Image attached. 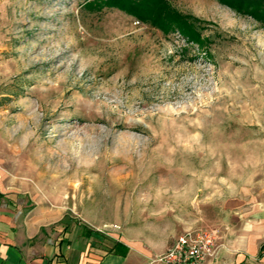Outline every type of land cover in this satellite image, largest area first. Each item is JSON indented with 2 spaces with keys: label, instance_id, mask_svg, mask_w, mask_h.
Returning a JSON list of instances; mask_svg holds the SVG:
<instances>
[{
  "label": "rangeland",
  "instance_id": "374dc122",
  "mask_svg": "<svg viewBox=\"0 0 264 264\" xmlns=\"http://www.w3.org/2000/svg\"><path fill=\"white\" fill-rule=\"evenodd\" d=\"M168 1L200 42L106 1L0 0V184L152 254L264 193V25Z\"/></svg>",
  "mask_w": 264,
  "mask_h": 264
},
{
  "label": "crops",
  "instance_id": "0c3cea01",
  "mask_svg": "<svg viewBox=\"0 0 264 264\" xmlns=\"http://www.w3.org/2000/svg\"><path fill=\"white\" fill-rule=\"evenodd\" d=\"M26 193L0 184V264H147L162 253L127 235L101 242L76 230L63 206ZM215 223L222 244L216 264H264V193L229 198Z\"/></svg>",
  "mask_w": 264,
  "mask_h": 264
},
{
  "label": "trees",
  "instance_id": "16d2710c",
  "mask_svg": "<svg viewBox=\"0 0 264 264\" xmlns=\"http://www.w3.org/2000/svg\"><path fill=\"white\" fill-rule=\"evenodd\" d=\"M100 1V0H99ZM137 17L141 22L158 28L163 33L179 32L188 41L200 42L199 32L191 20L193 16L183 14L168 0H101ZM235 12L249 15L264 25V0H217ZM118 242H115L116 246Z\"/></svg>",
  "mask_w": 264,
  "mask_h": 264
},
{
  "label": "built area",
  "instance_id": "2783aa9c",
  "mask_svg": "<svg viewBox=\"0 0 264 264\" xmlns=\"http://www.w3.org/2000/svg\"><path fill=\"white\" fill-rule=\"evenodd\" d=\"M219 240L220 230L216 227L185 230L147 264H216L222 246Z\"/></svg>",
  "mask_w": 264,
  "mask_h": 264
}]
</instances>
